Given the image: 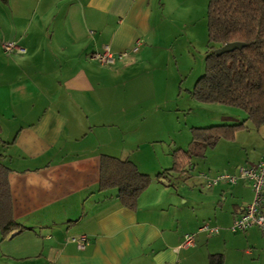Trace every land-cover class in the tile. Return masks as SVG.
Returning a JSON list of instances; mask_svg holds the SVG:
<instances>
[{"label": "crops", "instance_id": "obj_1", "mask_svg": "<svg viewBox=\"0 0 264 264\" xmlns=\"http://www.w3.org/2000/svg\"><path fill=\"white\" fill-rule=\"evenodd\" d=\"M208 5L0 0V163L10 170L14 219L22 228L7 238L0 233V264H209L212 254H223L225 264H264V232L230 231L253 202L251 185L207 188L203 177L256 166L264 157V126L255 128L232 108L234 117L213 114L177 131L180 110L163 96L177 89L178 96L193 72L191 47L208 33ZM138 41L139 52L113 66L92 59L106 46L116 55L131 52ZM5 42L25 52L5 53ZM145 63L149 84H138L134 72ZM238 118L247 129L235 140H221L205 158L193 159L186 176L156 179L173 167L174 151L189 147L193 128L220 126L210 123L220 120L237 125ZM147 122L151 130L165 125L170 136L184 132V147L165 160L138 151L129 144L131 126ZM135 135L156 138L160 132ZM105 155L132 161L154 178L136 210L121 203L117 189L100 190ZM205 224L220 233H200ZM189 234L196 235L195 244L182 249ZM79 236L88 237L86 250L68 241Z\"/></svg>", "mask_w": 264, "mask_h": 264}, {"label": "trees", "instance_id": "obj_2", "mask_svg": "<svg viewBox=\"0 0 264 264\" xmlns=\"http://www.w3.org/2000/svg\"><path fill=\"white\" fill-rule=\"evenodd\" d=\"M208 41L205 73L198 79L191 97L202 103L220 104L243 111L255 128L264 126V0H209ZM240 42L241 50L217 56L220 47ZM218 47H217V46ZM246 124L193 128L187 149L173 153V167L156 176H186L193 159H203L208 149L221 140L233 141ZM0 127V135H1ZM1 140V139H0ZM10 170L0 163V233L7 238L22 228L14 219V206L9 183ZM154 178L140 172L129 160L112 156L101 159L100 190H118L121 203L136 210L140 196ZM209 264H225L223 254H212Z\"/></svg>", "mask_w": 264, "mask_h": 264}, {"label": "rangeland", "instance_id": "obj_3", "mask_svg": "<svg viewBox=\"0 0 264 264\" xmlns=\"http://www.w3.org/2000/svg\"><path fill=\"white\" fill-rule=\"evenodd\" d=\"M211 46L212 45H210L209 41H208L207 31L205 32V35H203V37L198 36L196 38V41L194 42L193 46L191 47V54L193 56L192 59L194 62L193 66H192L193 67L192 74L190 73L188 76H186V78L184 79V84L182 85V87L178 86V88H179L178 96H176L178 89L175 90V92H174V90H168V91L163 92L164 100L168 99L171 102V104L173 105V107H175V109L178 106V108L180 110L178 112V115L181 118V122H180L179 127H178L179 129L177 128V131H180V130L185 131L186 127H190L192 124H195V123H196V125H201L202 123H204L203 119L206 116L211 117L213 114L216 116L218 114L219 115L225 114L226 117H234V116H229L230 114H228V111L234 110V109H232L233 107H227L224 105L214 104V103L213 104L202 103V102L194 100L190 94L195 83L205 73V54L208 53V51L210 50L209 48ZM147 69H150V66L147 63H145V64L139 65V68L134 72V78H135V80L138 79L136 81V82H138V84H139V82L149 84V81H146V80H148V76H146V75L144 76L145 72H147ZM142 76H144V77L142 78ZM141 85H143V84H141ZM163 112L164 113H161L163 116L168 115L167 111H163ZM239 112H241V114L246 116V114L243 111L239 110ZM219 117H222V116H219ZM238 119L239 120H237V121H239V123H242V120L240 118H238ZM222 121H226V120H220V122H214L213 121L210 123H214L215 125H222V124H220V123H223ZM227 121H228V124H231L230 120H227ZM169 124L172 125L171 122ZM248 124H250V123H248ZM164 126L157 127V128L155 126H153L152 130H151V123H149V122H147L145 124H142V123L132 124L131 135H130L131 139L129 141L130 142L129 144H131V146H133L135 144L139 145L138 151H139V148L141 147V152H143L144 150H152L153 152H155L154 155L156 154L157 158H161V159L165 160L166 158H168V154L172 149H175V147H177V148L184 147L185 142L182 139V137H183L182 135H184V132L176 133L175 135H178V137L175 135L170 136L168 133L165 132ZM141 130H143V131L146 130L147 132H155V131L160 132V136H156V138H150L151 136L147 135V137L144 139H142V138L137 139L135 133H137L138 131H141ZM157 135H158V133H157ZM171 137H176V138H171ZM150 141L156 142V143H154V146L156 149H153L152 147H151V149H149ZM138 151L134 152V155L133 154L130 155L129 159H131V158L135 157L137 154H139V153H137ZM120 157H122V156H120Z\"/></svg>", "mask_w": 264, "mask_h": 264}, {"label": "built area", "instance_id": "obj_4", "mask_svg": "<svg viewBox=\"0 0 264 264\" xmlns=\"http://www.w3.org/2000/svg\"><path fill=\"white\" fill-rule=\"evenodd\" d=\"M142 46V42L138 41L131 52H124L121 54H114L110 47L106 46L103 52L96 53L92 56V59L97 60L103 65L113 66L119 60H124L130 56L131 53L137 54ZM5 53L11 54L14 52L24 53L25 50L18 46L16 43L5 42L3 44ZM206 180V187L212 188L218 186L221 183H227L230 185H236L239 182H248L253 190L254 199L249 204L242 215L237 218L230 231L232 233H243L252 228H258L264 232V213L262 206L264 203V157L256 166H241L237 168L234 173L219 174L215 177H209L203 175ZM200 233H206L208 235H216L220 233V228L211 227L208 224L203 225L199 229ZM69 243L75 244L80 250H86L90 244L87 236H79L70 238ZM196 241L195 234H189L184 237V241L181 245L182 249H187L194 246Z\"/></svg>", "mask_w": 264, "mask_h": 264}, {"label": "water", "instance_id": "obj_5", "mask_svg": "<svg viewBox=\"0 0 264 264\" xmlns=\"http://www.w3.org/2000/svg\"><path fill=\"white\" fill-rule=\"evenodd\" d=\"M244 47H245L244 43H240V42L229 43L217 49L215 53L217 56H222L224 54H228L236 50H241Z\"/></svg>", "mask_w": 264, "mask_h": 264}]
</instances>
